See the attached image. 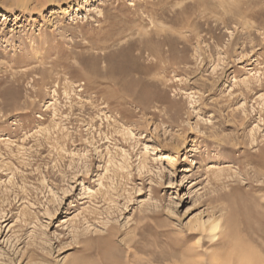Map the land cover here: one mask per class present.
<instances>
[{
  "label": "rangeland",
  "instance_id": "1",
  "mask_svg": "<svg viewBox=\"0 0 264 264\" xmlns=\"http://www.w3.org/2000/svg\"><path fill=\"white\" fill-rule=\"evenodd\" d=\"M22 2L0 0V264H264V0Z\"/></svg>",
  "mask_w": 264,
  "mask_h": 264
},
{
  "label": "bare ground",
  "instance_id": "2",
  "mask_svg": "<svg viewBox=\"0 0 264 264\" xmlns=\"http://www.w3.org/2000/svg\"><path fill=\"white\" fill-rule=\"evenodd\" d=\"M17 1H20L21 3H22V7L23 8H25L26 7V2H22V0H17ZM37 2L38 3H40V2H42V0H37ZM143 35V34H142ZM144 36V35H143ZM161 37V36H160ZM125 51H127V49L125 50ZM122 55V57H118L120 60H119V63L117 62V64H113L112 62L114 61V59L112 60L111 58H109L108 59V61H109V66L107 67L108 68V71L109 72H111V73H114L115 75H116V73H118V74H126V72H127V69H128V57H127V55H128V53H122L121 54ZM134 64H135V62H134ZM104 68V67H103ZM129 72V71H128ZM110 74V73H109ZM128 75V73L125 75V77ZM116 77V76H115ZM114 77V78H115ZM97 78V77H96ZM106 78H108V77H106ZM105 78V79H106ZM117 78V77H116ZM116 78L114 79V80H116ZM126 79V78H125ZM124 81V80H123ZM126 81V80H125ZM118 83V82H117ZM146 84V83H145ZM153 88V87H152ZM132 91V90H131ZM134 91V90H133ZM133 93V92H132ZM139 95V94H138ZM157 95V94H156ZM143 96V95H142ZM140 99V98H139ZM220 227H221V224H220V221L219 220H216V221H214V222H212L209 226H208V229H209V231L210 232H214V233H216L215 231H217L218 229H220ZM222 228V227H221ZM207 229V228H206ZM214 233H213V236H215L214 235ZM241 252V251H240ZM239 252V253H240ZM238 253V251L234 254V255H236ZM242 254H245V253H242ZM239 255V254H238ZM237 255V256H238ZM242 256H245V255H242ZM242 256H240L239 258H240V261L242 262V259H241V257ZM249 256V255H248ZM218 257V256H217ZM235 257V256H234ZM243 258V257H242ZM246 258V257H245ZM248 259H249V257H247ZM256 258V257H255ZM225 258H223V259H221V260H224ZM230 259H231V256H230ZM234 259V258H233ZM235 259H236V257H235ZM217 260V259H216ZM225 260H227V258L225 259ZM225 260H224V262H225ZM232 261V260H231ZM234 261V260H233ZM238 261L239 260H237V262L235 263V264H238ZM250 261H251V257H250ZM256 261H257V259H256ZM263 261V260H262ZM219 262V261H218ZM217 262V263H218ZM227 262H230L229 261V259H228V261H226V263ZM246 262H249L248 260H246ZM252 262H253V260H252ZM251 262V263H252ZM233 263V262H232ZM243 263V262H242ZM260 263V262H259ZM231 264V263H230ZM255 264V263H254Z\"/></svg>",
  "mask_w": 264,
  "mask_h": 264
}]
</instances>
